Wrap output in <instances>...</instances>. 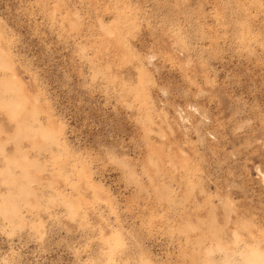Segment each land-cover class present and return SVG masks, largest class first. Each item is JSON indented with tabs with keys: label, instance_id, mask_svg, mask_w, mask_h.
Listing matches in <instances>:
<instances>
[{
	"label": "rangeland",
	"instance_id": "obj_1",
	"mask_svg": "<svg viewBox=\"0 0 264 264\" xmlns=\"http://www.w3.org/2000/svg\"><path fill=\"white\" fill-rule=\"evenodd\" d=\"M0 264H264V0H0Z\"/></svg>",
	"mask_w": 264,
	"mask_h": 264
}]
</instances>
